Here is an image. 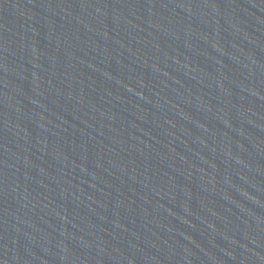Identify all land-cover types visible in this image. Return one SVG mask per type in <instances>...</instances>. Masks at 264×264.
<instances>
[{"label": "water", "instance_id": "1", "mask_svg": "<svg viewBox=\"0 0 264 264\" xmlns=\"http://www.w3.org/2000/svg\"><path fill=\"white\" fill-rule=\"evenodd\" d=\"M0 264H264V0H0Z\"/></svg>", "mask_w": 264, "mask_h": 264}]
</instances>
